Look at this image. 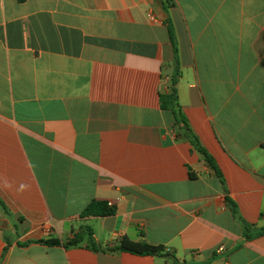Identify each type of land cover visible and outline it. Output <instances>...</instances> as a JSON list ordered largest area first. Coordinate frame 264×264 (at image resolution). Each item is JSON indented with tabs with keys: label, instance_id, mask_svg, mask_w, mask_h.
Listing matches in <instances>:
<instances>
[{
	"label": "crops",
	"instance_id": "obj_1",
	"mask_svg": "<svg viewBox=\"0 0 264 264\" xmlns=\"http://www.w3.org/2000/svg\"><path fill=\"white\" fill-rule=\"evenodd\" d=\"M171 30L220 176L161 108ZM227 199L264 228V0H0V264H264ZM93 201L115 214L82 218ZM84 226L172 256L63 246Z\"/></svg>",
	"mask_w": 264,
	"mask_h": 264
},
{
	"label": "trees",
	"instance_id": "obj_2",
	"mask_svg": "<svg viewBox=\"0 0 264 264\" xmlns=\"http://www.w3.org/2000/svg\"><path fill=\"white\" fill-rule=\"evenodd\" d=\"M171 39L175 46V72L170 76L168 90L165 93H162L160 95V103L161 108L166 111H171L175 115L176 122L179 128V131L189 139L192 146L197 150L200 154H202L206 161L209 163V165L217 172V174L220 176V171L217 169L215 164L213 163V159L210 157V155L203 149L201 146L199 139L197 136L192 132L190 129L188 122L183 115L181 111V106L179 103V96L177 91V83L178 78L180 76L179 72V62H178V51L176 49V41L174 39V34L171 30ZM227 202L229 204V208L232 211V213L235 215L237 219H239L243 225L244 229V235L247 240H251L253 238L259 237L264 235V228L260 229L258 233L253 234V227H250L247 225L240 217L239 212L237 209V206L233 201L230 199H227ZM0 208L5 211L7 215H9L8 209L5 207V205L0 200ZM116 210L114 207L110 206L107 202L102 201H93L91 202L86 209L81 213V217H107V216H113L115 214ZM88 237L90 247L93 251L100 252H129L136 255H149V256H162V257H171L172 255L167 252L166 248L162 245L155 246L151 245L145 241L140 242H132L128 239H124L121 244L115 248H102L100 247L94 240L93 237V231L88 226H84L80 233L75 235L74 238L70 239L67 243L63 244L66 248L70 247H76L82 243L84 238ZM39 243L45 244L47 246H61L62 243L57 240H48V241H40Z\"/></svg>",
	"mask_w": 264,
	"mask_h": 264
},
{
	"label": "built area",
	"instance_id": "obj_3",
	"mask_svg": "<svg viewBox=\"0 0 264 264\" xmlns=\"http://www.w3.org/2000/svg\"><path fill=\"white\" fill-rule=\"evenodd\" d=\"M151 19L155 20L154 17L152 15L149 16ZM223 249H220V251H222Z\"/></svg>",
	"mask_w": 264,
	"mask_h": 264
}]
</instances>
